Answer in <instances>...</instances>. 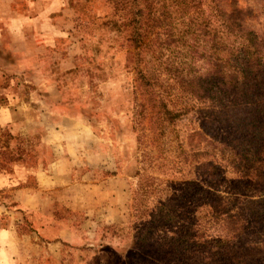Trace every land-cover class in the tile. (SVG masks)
Returning <instances> with one entry per match:
<instances>
[{"label": "rangeland", "instance_id": "rangeland-1", "mask_svg": "<svg viewBox=\"0 0 264 264\" xmlns=\"http://www.w3.org/2000/svg\"><path fill=\"white\" fill-rule=\"evenodd\" d=\"M112 17L110 0H0V264L152 259L133 249L138 174H185L161 138L148 134L138 149L126 32ZM192 121L175 127L186 148ZM225 186L216 195L250 194Z\"/></svg>", "mask_w": 264, "mask_h": 264}, {"label": "trees", "instance_id": "trees-1", "mask_svg": "<svg viewBox=\"0 0 264 264\" xmlns=\"http://www.w3.org/2000/svg\"><path fill=\"white\" fill-rule=\"evenodd\" d=\"M110 4L126 32L138 149L148 134L161 138L185 174L170 183L139 172L133 249L150 254L144 264H264V0ZM259 19L260 29L247 25ZM188 117L186 148L175 127ZM234 182L250 194L216 195Z\"/></svg>", "mask_w": 264, "mask_h": 264}, {"label": "crops", "instance_id": "crops-1", "mask_svg": "<svg viewBox=\"0 0 264 264\" xmlns=\"http://www.w3.org/2000/svg\"><path fill=\"white\" fill-rule=\"evenodd\" d=\"M2 184H4V183H2V179H1V177H0V188L3 187Z\"/></svg>", "mask_w": 264, "mask_h": 264}]
</instances>
